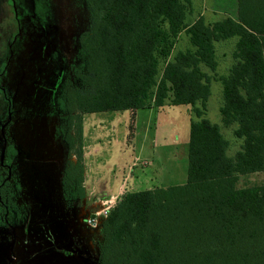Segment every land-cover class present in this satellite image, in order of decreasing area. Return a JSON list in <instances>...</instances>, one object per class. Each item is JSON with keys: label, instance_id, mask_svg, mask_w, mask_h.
<instances>
[{"label": "trees", "instance_id": "trees-1", "mask_svg": "<svg viewBox=\"0 0 264 264\" xmlns=\"http://www.w3.org/2000/svg\"><path fill=\"white\" fill-rule=\"evenodd\" d=\"M83 3L89 25L79 37V85L63 94L77 142L65 182L84 195L86 114L169 104L190 106L196 118L189 124L186 182L124 193L102 225L101 264H264V184H239L264 173V0H233V14L212 23L203 16L187 23L191 0ZM182 33L191 49L174 53ZM231 37L235 63L220 79L219 113L242 140L233 157L219 128L204 118L210 76L201 69L215 71L214 44Z\"/></svg>", "mask_w": 264, "mask_h": 264}, {"label": "rangeland", "instance_id": "rangeland-1", "mask_svg": "<svg viewBox=\"0 0 264 264\" xmlns=\"http://www.w3.org/2000/svg\"><path fill=\"white\" fill-rule=\"evenodd\" d=\"M10 2L17 35L6 55L5 42L14 25L9 5L6 0H0V62L7 56L0 79V89L5 93L4 98L0 92V180H5L3 175H7L10 182L19 181L15 203L20 208L26 199L28 210L21 209V220L16 221L18 229L10 213H5V225H0V264H57L54 257L59 264H81L80 256L70 257L76 259L70 262H64L63 258L77 252L82 242L87 245L90 237L72 228L80 203L71 206L70 211L63 209L62 171L67 156L63 135H67V123L60 116L55 97L70 65L81 58L77 40L88 27L89 15L83 0ZM191 8L187 23L198 16L212 23L232 15L234 3L233 0H191ZM236 41V37H231L214 44L215 71L201 66L210 76L204 118L216 125L228 142L229 157L240 149L242 140L233 135L236 124L225 127L221 122L219 109L223 104V89L220 79L228 75L235 63L232 53ZM189 49V38L182 33L174 53ZM192 119L196 120L190 106L169 104L159 110L84 115L80 155L83 179L88 178L85 164H90L94 178L99 174L110 180L114 195L122 183L118 199L128 191L183 185L187 178ZM135 156L140 157L136 162ZM249 183L264 184V173L244 178L239 184ZM85 185L89 193L91 186ZM64 186L67 191L70 182H64ZM68 195L76 197L78 189ZM42 219L45 223L41 229ZM26 230L28 234L24 238ZM21 242L23 247L19 248ZM89 249L91 253L87 255L91 260L84 259V264L97 260L95 250Z\"/></svg>", "mask_w": 264, "mask_h": 264}, {"label": "flooded vegetation", "instance_id": "flooded-vegetation-1", "mask_svg": "<svg viewBox=\"0 0 264 264\" xmlns=\"http://www.w3.org/2000/svg\"><path fill=\"white\" fill-rule=\"evenodd\" d=\"M6 3L9 5V7L12 11V22L14 25V28H13V31H12L10 37L5 42V44H6L5 50H6V55H7L8 54L7 50L9 49L10 45L13 43V41H14L13 38L16 37L17 30L15 29V21L13 18V15H14L13 6H12L10 0H6ZM88 25H89V22H88ZM80 35H79V37H80ZM79 37L77 40L78 48H79ZM79 54L81 56L80 48H79ZM1 55H0V57H1ZM81 58H82V56H81ZM81 58L75 60L74 63L70 65L69 71L67 73H65V75L63 76V79L61 80V82L59 84L60 88H59V91H58L55 98H56L57 106H58L59 111H60V116L65 118V121H66L65 123H67V125H66L67 135H63V140L66 144V149H67V156L65 159V168L62 171V184L64 187V189L62 191V196H63L62 201L64 204L63 209L66 208L67 211H70L71 209H69V208L71 206H73L77 203H80V205H78V207H77L78 210H77L76 215L74 217L75 223H74V226L72 228H73V230L78 229V230H80V232L82 231L84 234H86L90 237V240L89 239L87 240V245L84 244L83 242L81 243L80 247L78 249H76L78 253L75 251V252H72V254H68L66 256H63V258H64V262H66L67 260H69L68 262H70L71 260H76V259H73L70 257L74 256V258H75V256L76 257L80 256L82 258L81 264H84V262H85L84 259H87L88 261L91 260L89 258V255H87L88 252L91 253V251L89 249V248H91L92 250L93 249L95 250V254L97 255V260L94 263L92 262V264H101V261L99 258V245H100L101 237H102V235H101L102 225H103V222L105 220L102 222V224L99 227L93 228L87 224L86 218L88 217V215L92 211L99 208L101 201L106 200V199L99 197L98 194H90L89 195L87 193V190L85 189L86 185L84 183V179H83V183H82V187L84 188V195L83 196L77 195L76 197H73V196L68 195L71 191L77 189L75 187V183L73 181H70V187L68 186L67 191H66L67 186L66 187L64 186L65 175H66L67 171L70 169V167H72V165L76 164V155L74 153V150L77 149V142L75 139V130L76 129L73 126L72 127L70 126L71 124L66 117L67 114L65 113V107H64L65 100H64L63 94L65 92V89L68 88V86H78L79 85V81L77 79L76 74L82 70V59ZM6 60H7V56H6L5 60L0 62V79L4 74ZM0 92L2 93V95L5 98L4 91L0 89ZM56 134H59V133L57 132ZM73 138H74V143H73L74 145L72 147L70 145V140ZM14 152H15V150H13V153ZM83 175H84V173H83ZM5 177L7 178V175H3V179ZM6 178H5V180H0V225L2 227L5 225L3 217H4L5 213H7V215H9V213H10L11 217H13V219H14L15 227L18 229L16 221L18 219L21 220V217H22L21 211L22 210H28L27 205H26V199H23L22 206L19 208L18 205H16V203H15L17 192L20 189L19 181L14 180V181L10 182ZM20 200H22V197H20ZM24 212H25L26 216H30V213L28 211H27V213H26V211H24ZM42 220L43 221L41 222V225H40L41 229L43 228L44 223H45L44 219H42ZM27 234H28V232L26 230V233H24V235H25L24 238L27 237ZM41 234L44 236L43 231L41 232ZM12 236H13V238L15 236L14 230H12ZM21 246H22V242L20 243L19 248H21ZM85 249L88 251H86ZM44 250H45V247H44ZM48 256H50V258L54 257L51 255H48ZM67 258H70V259H67ZM62 261H63V259L60 262H62ZM54 262L59 264V262L57 261V259L55 257H54Z\"/></svg>", "mask_w": 264, "mask_h": 264}, {"label": "crops", "instance_id": "crops-1", "mask_svg": "<svg viewBox=\"0 0 264 264\" xmlns=\"http://www.w3.org/2000/svg\"><path fill=\"white\" fill-rule=\"evenodd\" d=\"M152 110V109H149ZM134 150V149H133ZM136 151V150H135ZM140 157H134V161L136 162L137 160H139ZM88 170V171H87ZM85 171H87V174H85V176H87V180H84V183H88L89 186H91V189L89 191V195L90 194H98L99 197L104 198V199H109V198H116L119 197V195L122 194L121 190V185L122 183L117 187L118 193L117 194H113L112 192V185L110 180H107L106 178H102L99 174H95L94 176H96L95 178L93 177V173H91V165L90 164H85ZM89 173V174H88ZM88 179L90 181H88ZM90 188V187H89Z\"/></svg>", "mask_w": 264, "mask_h": 264}, {"label": "built area", "instance_id": "built-area-1", "mask_svg": "<svg viewBox=\"0 0 264 264\" xmlns=\"http://www.w3.org/2000/svg\"><path fill=\"white\" fill-rule=\"evenodd\" d=\"M109 198L108 200L101 201L99 208L92 211L88 217L86 218L87 224L93 228L99 227L102 222L106 219V216L109 210L116 204V202L120 199Z\"/></svg>", "mask_w": 264, "mask_h": 264}]
</instances>
